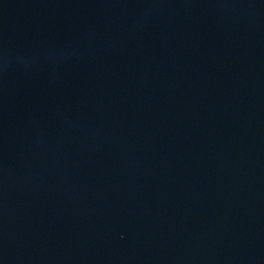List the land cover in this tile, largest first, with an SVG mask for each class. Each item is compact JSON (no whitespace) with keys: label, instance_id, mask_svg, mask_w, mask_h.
I'll list each match as a JSON object with an SVG mask.
<instances>
[{"label":"water","instance_id":"water-1","mask_svg":"<svg viewBox=\"0 0 264 264\" xmlns=\"http://www.w3.org/2000/svg\"><path fill=\"white\" fill-rule=\"evenodd\" d=\"M0 264H264V0H0Z\"/></svg>","mask_w":264,"mask_h":264}]
</instances>
